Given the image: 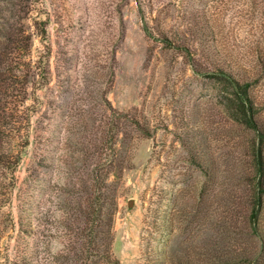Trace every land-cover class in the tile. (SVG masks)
I'll return each instance as SVG.
<instances>
[{
    "label": "rangeland",
    "instance_id": "374dc122",
    "mask_svg": "<svg viewBox=\"0 0 264 264\" xmlns=\"http://www.w3.org/2000/svg\"><path fill=\"white\" fill-rule=\"evenodd\" d=\"M219 69L264 131V0H0V264H264Z\"/></svg>",
    "mask_w": 264,
    "mask_h": 264
},
{
    "label": "trees",
    "instance_id": "16d2710c",
    "mask_svg": "<svg viewBox=\"0 0 264 264\" xmlns=\"http://www.w3.org/2000/svg\"><path fill=\"white\" fill-rule=\"evenodd\" d=\"M219 80H221L222 82H225L228 86H231V96L229 97V99H231V101H233L236 104V116L237 118H241L243 120H245L246 125L248 126V128H250L251 130H253L255 133L258 134V136H260V138L264 137V131L260 130L258 128V123L256 121V118L254 117V113H255V106H256V102L253 101L251 94H250V82L248 80V75L244 76V75H240L238 73H235L233 71H227L224 69H219L218 70V77ZM258 160L257 163V172L258 173H262V162L261 160L257 157L256 158ZM262 196L260 195V193L258 192L256 195V204L260 206L261 204V198ZM253 211L251 213L252 216V220H253V224L255 227V222L256 220L258 221V217H259V208H255V205L253 207ZM258 256V253H254L253 256H251V258L255 261H258L256 258ZM260 262V261H258ZM256 263V264H262L260 263Z\"/></svg>",
    "mask_w": 264,
    "mask_h": 264
}]
</instances>
